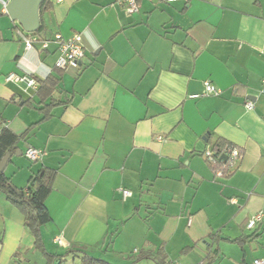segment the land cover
I'll return each instance as SVG.
<instances>
[{"label": "crops", "instance_id": "1", "mask_svg": "<svg viewBox=\"0 0 264 264\" xmlns=\"http://www.w3.org/2000/svg\"><path fill=\"white\" fill-rule=\"evenodd\" d=\"M39 19L47 48L25 50L0 4V126L29 130L4 170L15 187L56 170L41 227L46 252L64 256L53 264H80L81 253L109 264H158L144 254L201 264L216 247L213 264L264 259V0H141L134 14L116 0H46ZM55 34H80L78 69L54 68ZM8 74L57 78L52 97L62 104L41 121L39 98ZM205 81L220 93L198 96ZM219 142L240 152L222 177L205 156ZM28 147L42 158L28 161ZM243 237L252 238L232 242ZM34 241L0 194V264H47Z\"/></svg>", "mask_w": 264, "mask_h": 264}, {"label": "trees", "instance_id": "2", "mask_svg": "<svg viewBox=\"0 0 264 264\" xmlns=\"http://www.w3.org/2000/svg\"><path fill=\"white\" fill-rule=\"evenodd\" d=\"M46 0H43L39 7V13H41L44 9V5ZM43 26L39 27V30L35 33V35L40 34L43 31ZM18 29V28H16ZM56 69V68H55ZM58 70L59 74H62L64 70ZM38 89L35 92V95L39 98V111L42 114L41 121L50 117V110L62 103L56 102L52 95L57 87L59 80L53 76L47 77L44 81L37 82ZM47 99L50 100L48 104H46ZM32 97L26 101V104L30 107L32 106ZM39 121V122H41ZM39 122L31 125V127L36 126ZM29 130L24 132L22 135L17 136L12 133L7 128H1L0 132V162L2 158L6 154L13 155L17 153V144L20 140L25 139ZM233 146L225 145L223 142H219L212 148L211 152L214 156V161H208L207 163L214 170L227 171V168L230 164L229 158L226 160H220L221 156L227 151L232 149ZM19 153V152H18ZM56 176V170L50 168H42L37 173L32 175L27 182L26 189H21L15 187L10 179L5 175L4 172H0V194H3L5 198L13 204L23 216V224L29 231V233L34 237V247L36 250L40 251L46 261L47 264H53L55 258L59 260L64 256H54L46 252L42 237H41V227L48 224L50 222V217L45 207V200L52 189V183ZM253 236V235H252ZM252 237H243L237 240H233L232 242H236L242 244ZM219 238L216 236L212 237V241L217 245ZM189 249V248H188ZM162 256V255H161ZM143 257L151 258L157 261L158 264H165L161 262L160 259L157 260L156 257L150 254H144ZM218 257V249L209 251L201 264H213L216 258ZM163 260L164 257L162 256ZM80 264H109L102 260H98L90 257L85 253H81L79 256ZM162 260V261H163ZM57 264H62L61 261H58Z\"/></svg>", "mask_w": 264, "mask_h": 264}, {"label": "built area", "instance_id": "3", "mask_svg": "<svg viewBox=\"0 0 264 264\" xmlns=\"http://www.w3.org/2000/svg\"><path fill=\"white\" fill-rule=\"evenodd\" d=\"M9 1L10 0H0L1 11L3 13H6V8ZM146 1L152 2L153 0H146ZM161 1L165 3H173L177 1L186 2L187 0H161ZM116 2L122 5L128 14H134L139 11L141 0H116ZM15 36L17 40L23 44L25 50H30L33 44L37 41L41 42L42 44L41 46L43 49L47 48L48 45V41L39 40L35 34L26 33L20 27L16 29ZM52 41L57 45V52H58V57L54 64V68L59 70L78 69L85 54L84 46L80 34H73L69 38H63L61 35L55 34L53 36ZM5 82L21 84L24 86L25 91H32L33 93H35L36 90L38 89L37 81L34 78L26 75L19 76L16 74H8L5 77ZM260 91L261 93H264V79L261 81ZM219 93L220 91L217 88H215V86H213L210 82L205 81L204 90L202 94L198 96L218 95ZM245 107L248 110L252 109L253 107L252 102L247 100L245 102ZM0 132H1V126H0ZM23 155L28 161L33 163L39 161L42 158L43 151L40 149L28 147L25 149ZM223 155H228L229 160L231 161H235L240 158V152L235 148L227 150ZM205 156L206 159H208V161H214V156L212 152L206 153ZM220 160L222 159L220 158ZM215 175L217 177H222L224 175V172L218 170L215 172ZM119 192L122 194L123 198H127L131 196V192L129 190L119 189ZM261 218H262L261 214H257L253 216L248 221L247 228L253 229L256 223L261 220ZM54 242L59 245L62 243L59 237H56ZM171 264H183V263H171ZM252 264H264V259H254Z\"/></svg>", "mask_w": 264, "mask_h": 264}, {"label": "water", "instance_id": "4", "mask_svg": "<svg viewBox=\"0 0 264 264\" xmlns=\"http://www.w3.org/2000/svg\"><path fill=\"white\" fill-rule=\"evenodd\" d=\"M42 2L43 0H10L6 13L24 32L35 34L40 27L39 7ZM10 157V154H6L2 158L0 172H4ZM221 159L226 160L227 155H222Z\"/></svg>", "mask_w": 264, "mask_h": 264}, {"label": "rangeland", "instance_id": "5", "mask_svg": "<svg viewBox=\"0 0 264 264\" xmlns=\"http://www.w3.org/2000/svg\"><path fill=\"white\" fill-rule=\"evenodd\" d=\"M66 264H79L78 261L76 260V262H72L71 260H67Z\"/></svg>", "mask_w": 264, "mask_h": 264}]
</instances>
